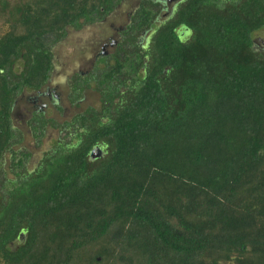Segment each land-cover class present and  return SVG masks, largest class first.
<instances>
[{
	"label": "trees",
	"instance_id": "1",
	"mask_svg": "<svg viewBox=\"0 0 264 264\" xmlns=\"http://www.w3.org/2000/svg\"><path fill=\"white\" fill-rule=\"evenodd\" d=\"M119 2L0 0V177L8 152L15 176L0 264H264V0H179L164 18L143 0L97 75L102 110L59 127L70 141L35 171L13 150L17 97L46 85L69 29ZM31 124L36 140L54 127Z\"/></svg>",
	"mask_w": 264,
	"mask_h": 264
},
{
	"label": "rangeland",
	"instance_id": "2",
	"mask_svg": "<svg viewBox=\"0 0 264 264\" xmlns=\"http://www.w3.org/2000/svg\"><path fill=\"white\" fill-rule=\"evenodd\" d=\"M159 1L163 7L162 18L167 17L171 13L173 4L168 6L164 5L166 0ZM142 2L143 0H120L114 12L105 19L92 25H83L79 29H69L67 37L54 47L56 68L51 73L45 88L39 93L42 94L48 89L51 96L54 94L58 96L57 101L54 97L50 99L51 96H40L41 101H38V108L35 109L37 111L41 108L40 114L44 119L53 121L54 127L50 124L45 136L36 140L31 129L32 118H28L25 124L19 120L14 121L17 132H20V138L13 150H25L30 153L31 157L26 166L29 172L37 169L45 155L57 146L59 140L70 141L69 137H63L59 127L72 124L77 115L84 113L89 108L97 111L102 110V95L98 91L97 79L90 81L87 88L76 85L78 90L73 92L75 84L83 80L85 76L100 74L106 66L103 63L105 59H109L108 61L114 64V55L118 54L120 46L129 38L126 33L130 31ZM150 33L147 32L143 35L142 45L146 44ZM255 37L264 40V30L256 33ZM120 55L122 54L120 53ZM22 66V62L17 63L16 73L22 69ZM80 90H82L81 98L77 102L73 101L71 97L76 98L77 92ZM124 90L121 89V91ZM37 96V92L29 90H25L19 95L17 104L21 115L25 114L22 109L28 106L26 100ZM31 110L34 108L32 107ZM11 155V152L6 155L4 175L0 179L15 178L10 170Z\"/></svg>",
	"mask_w": 264,
	"mask_h": 264
},
{
	"label": "flooded vegetation",
	"instance_id": "3",
	"mask_svg": "<svg viewBox=\"0 0 264 264\" xmlns=\"http://www.w3.org/2000/svg\"><path fill=\"white\" fill-rule=\"evenodd\" d=\"M179 2V0H166V5H171V4H173V8L175 7V5H176V3H178ZM170 3V4H169ZM172 8V9H173ZM114 12V11H113ZM112 14V13H111ZM254 43H255V46L256 47H258V48H261V49H263L264 48V40L263 39H260V38H258V37H254ZM50 80V79H49ZM48 80V81H49ZM47 85V84H46ZM45 85V86H46ZM45 86L40 90V91H42L44 88H45ZM40 91H37V93H38V96L37 97H35V98H28L27 100H26V104L28 105V106H25L22 110L25 112V114H23V115H21V113H20V109H19V105L17 104L18 103V100H16L15 101V106H14V110H13V122L15 121H21L22 123H26V121H27V119L28 118H34L35 116H38V115H41L40 113L42 112L41 110V108L39 109V110H35L36 108H38V106H37V103H38V101L40 100V96H51V93L49 92V90L47 89L44 93H42V94H40L39 92ZM52 97H54L55 98V101H57V95L56 94H54L53 96H51L50 97V99L52 98ZM41 101V100H40ZM16 105H17V107H16ZM33 105V106H32ZM32 107L34 108V110H31L32 109ZM22 239V238H21Z\"/></svg>",
	"mask_w": 264,
	"mask_h": 264
},
{
	"label": "crops",
	"instance_id": "4",
	"mask_svg": "<svg viewBox=\"0 0 264 264\" xmlns=\"http://www.w3.org/2000/svg\"><path fill=\"white\" fill-rule=\"evenodd\" d=\"M68 35V34H67ZM53 70H52V72L55 70V68H56V58H55V53H54V48H53ZM103 70V69H102ZM98 75V74H97ZM51 77V76H50ZM50 79V78H49ZM95 79H97V76H93V75H91V76H85L84 78H83V80H81V81H78L76 84H75V89L73 90V92L76 90H78L77 88H76V85H78V87H82V86H84V88H87L88 87V85H89V82L90 81H93V80H95ZM86 81V82H85ZM48 82V81H47ZM82 85V86H81ZM84 88H83V90H84ZM82 92V90H80V91H78L77 93V96H76V98H72L71 97V99L73 100V101H78L80 98H81V93ZM75 94V93H74ZM19 97V96H18ZM17 97V98H18ZM16 100H18V99H16ZM78 116V115H77ZM76 121V119H74V121L73 122H75ZM67 125V124H66Z\"/></svg>",
	"mask_w": 264,
	"mask_h": 264
},
{
	"label": "water",
	"instance_id": "5",
	"mask_svg": "<svg viewBox=\"0 0 264 264\" xmlns=\"http://www.w3.org/2000/svg\"><path fill=\"white\" fill-rule=\"evenodd\" d=\"M170 1H171V0H170ZM101 153H102V151L99 150V148H98V149H96L95 152L92 153V157L94 158V157H96L97 155L99 156V155H101Z\"/></svg>",
	"mask_w": 264,
	"mask_h": 264
}]
</instances>
